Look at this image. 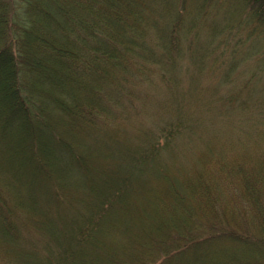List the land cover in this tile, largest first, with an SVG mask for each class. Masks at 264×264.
<instances>
[{
	"label": "trees",
	"instance_id": "16d2710c",
	"mask_svg": "<svg viewBox=\"0 0 264 264\" xmlns=\"http://www.w3.org/2000/svg\"><path fill=\"white\" fill-rule=\"evenodd\" d=\"M145 1L0 0V264H264V104L141 106L180 62Z\"/></svg>",
	"mask_w": 264,
	"mask_h": 264
},
{
	"label": "rangeland",
	"instance_id": "374dc122",
	"mask_svg": "<svg viewBox=\"0 0 264 264\" xmlns=\"http://www.w3.org/2000/svg\"><path fill=\"white\" fill-rule=\"evenodd\" d=\"M155 2H143L159 8L151 14L156 17L153 21L155 29L160 25L168 29L166 24L171 23V18L178 19V22H173L180 26V52L177 53L180 62L173 89L159 86L154 91L156 95L143 96L147 103L143 102L141 106L161 119L169 116V104L178 102L240 104L235 94L241 90L247 93L249 87L250 104H264V24L258 20L254 5L247 0H167L164 5L158 2L155 5ZM246 80H249L248 87H245ZM232 92L234 94L229 98L228 94ZM163 93L170 98L169 101L165 102ZM221 117H210L209 123L222 126L218 127L222 133L217 131L213 139L220 145L219 148H232L236 137L227 138L229 130L224 123L229 121L224 120L225 117L219 120ZM145 119L147 123L155 120L154 117ZM233 119L231 122L236 121ZM130 126L132 131L122 133L123 137H134L137 129L135 121H130ZM252 138L254 141L264 139L261 135ZM230 150L237 154L236 149ZM150 186L147 183L146 188ZM230 203L231 200H222L221 204L226 206Z\"/></svg>",
	"mask_w": 264,
	"mask_h": 264
}]
</instances>
